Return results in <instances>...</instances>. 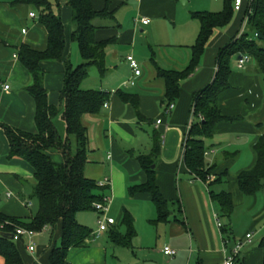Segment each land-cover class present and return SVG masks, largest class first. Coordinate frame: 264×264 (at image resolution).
<instances>
[{"label": "crops", "instance_id": "1", "mask_svg": "<svg viewBox=\"0 0 264 264\" xmlns=\"http://www.w3.org/2000/svg\"><path fill=\"white\" fill-rule=\"evenodd\" d=\"M19 1L28 0H0V213L28 220L35 213L31 200L34 171L26 161L10 156L9 141L1 124L37 133L36 103L27 92L33 85V77L19 61L16 48L28 45L44 51L48 34L39 17L30 16L35 7ZM49 1L63 21L67 38L65 60L41 65L49 103L59 106L65 61L76 67L81 57L78 45L72 41L75 27L69 0ZM91 1L95 11L107 13L93 21L98 28L96 41L107 43L106 72L101 76L97 68L93 67L96 71L91 68L83 87L107 93L109 101L100 113L83 117L89 136L84 176L97 182L108 180L107 195L113 197V204H122L123 208L115 215H111L112 209L108 214L116 220L115 226L97 238L92 236L86 248H71L68 263L224 264L236 243L246 242L247 234H252V240L258 239L259 245L264 236V188L246 195L238 179L256 166L255 146L264 135V75L254 60L243 68L238 65L239 58L232 60L229 88L219 96L223 119L205 140L206 153H209L205 155V165L206 169H213V179L204 182L192 174L184 158L189 133L197 122L194 96L214 82L221 50L247 32L245 10L250 0H243V7L235 10L228 26L214 30L199 64L181 82L180 95L171 112L166 102L167 84L159 76V70L183 72L190 66L194 57L192 47L201 30V23L193 13H220L225 9L226 0ZM143 19H149L150 23L144 25ZM249 34L250 39L256 40L254 33ZM130 56L138 62L140 76L130 66ZM119 92L135 96L137 105L124 102ZM55 124L64 138L65 123L58 117ZM157 133L161 151L159 157H153ZM49 155L54 161L63 162L59 152L52 151ZM148 156L153 161L159 191L167 203L168 221H158L159 212L150 195L133 197L129 192L131 187L147 182L139 158ZM221 177L222 181H218ZM223 191L230 193L234 206L230 231L225 235L218 228L217 220L222 228L229 221L211 196L212 192ZM29 201L34 204L31 208L26 207ZM94 215L98 222V214ZM130 220L134 234L128 239ZM77 221L88 224L84 213L77 215ZM241 223H244L242 233L238 231ZM91 230L92 234L96 233L98 224ZM61 237V225L38 233L34 252L28 250V242L24 240L18 245L24 263L51 264V252L60 246ZM257 243L246 242L240 255L243 264H264V249L256 248ZM166 246L177 254L165 256ZM0 260L5 264L2 257Z\"/></svg>", "mask_w": 264, "mask_h": 264}, {"label": "trees", "instance_id": "2", "mask_svg": "<svg viewBox=\"0 0 264 264\" xmlns=\"http://www.w3.org/2000/svg\"><path fill=\"white\" fill-rule=\"evenodd\" d=\"M17 3L33 5L39 11V22L48 34L47 48L44 51L33 49L28 45L16 48L19 61L33 77V85L27 88V92L36 103L37 133H28L1 124L9 141L10 156L21 158L33 168L35 185L31 200L37 206V211L35 210L28 220L10 218L0 213V227H2L0 257L4 259L5 264H25L18 248L23 242L15 243L1 236L2 233L12 234L18 226L41 233L61 225V244L53 248L50 262L67 264L68 251L71 248H86L93 236L90 228L77 221V215L94 212L93 205L101 202L110 189V187H100L97 181L84 176L89 136L87 128L83 125L84 116L100 113L109 101L107 93L87 90L83 87L91 68H97L101 76L106 72L104 51L107 43L96 41L98 28L93 21L100 16H107V13L95 11L91 0H69L75 27L72 41L78 45L81 63L73 67L70 61H65L61 102L59 106H53L49 103V93L44 86L45 72L41 65L47 61L65 60L67 51L65 26L61 17L54 13L49 0H28ZM234 6L235 0H226L225 9L220 13H193V17L201 23V30L196 44L192 47L194 57L190 66L183 72L159 70V76L167 84L168 106L174 104L179 97L181 82L187 79L199 64L205 45L214 30L224 28L231 23L235 12ZM245 17L247 32L221 50L214 82L194 96V116L197 122L193 124L189 133L184 158L189 171L204 182H209L213 172V169H206L205 140L211 137L214 126L223 119L218 101L221 93L229 88L232 60L240 56H249L264 75V42L257 38V33L264 35V0L248 1ZM250 32L255 34L256 40L250 39ZM119 95L124 102L137 105L135 96L122 92H119ZM58 117L66 126L64 138L61 137L55 124ZM52 151L62 155V163L53 160L49 155ZM160 151L161 141L157 133L151 156L159 157ZM255 151L256 166L242 173L238 178L240 189L246 195H252L264 188V135L256 144ZM149 156L139 158L147 174V182L131 187L129 192L133 197L137 194L150 195L159 212L158 221H168L167 203L157 186L155 169L152 167L153 161ZM222 177L218 181H222ZM213 183L210 185L212 186ZM211 196L213 202L220 207L222 216L229 221L228 225L221 228L222 234L225 235L230 231V218L234 210L231 195L223 191L219 194L212 192ZM128 224L127 237L131 239L134 234L132 221H128ZM259 247L264 249V236ZM240 255L236 257L235 264H243Z\"/></svg>", "mask_w": 264, "mask_h": 264}, {"label": "built area", "instance_id": "3", "mask_svg": "<svg viewBox=\"0 0 264 264\" xmlns=\"http://www.w3.org/2000/svg\"><path fill=\"white\" fill-rule=\"evenodd\" d=\"M251 2L254 0H250ZM243 7V0H235V10L236 11H240L241 8ZM32 18L35 17V14L32 13L30 15ZM247 20V19H246ZM150 23L149 19H143V24L144 25H148ZM128 61L130 63V66L132 67V69L135 72L136 76H140L141 75V70L139 68V64L138 62L134 59V57L130 56L128 57ZM252 59L249 56H241V59L238 60V65L240 68H243L245 66V64L251 62ZM6 89H9V86L5 87ZM105 107H108V105H106ZM175 105L174 104H170L168 107L169 112H171L172 110H174ZM161 122L158 121V124H160ZM184 152H186V149L184 150ZM209 153H206V155H208ZM213 177H209V181L212 180ZM100 187H109L110 186V182L108 180H104L101 182H98ZM11 195L9 194V197ZM113 204V197L111 195H107L103 198V200L101 202H97L93 205V209H94V213L98 214V230L96 233L93 234V236L95 238L101 236V234L107 232L109 230L110 227L115 226L116 225V220L114 218L109 217V212L111 210V205ZM33 202L29 201L26 204L27 208H31L33 207ZM217 226L219 229L222 228V224L220 223L219 220H217ZM2 227H0L1 230ZM14 239L13 241L15 243H22L24 242V240H26L28 242V250L30 252H34L36 250V245H35V237L38 235L37 232L27 229V228H23V227H15L14 232L12 233ZM252 234H247L246 236V242L247 243H251L252 242ZM246 242L241 241L236 243L235 247L230 251V253L228 254L224 264H235V259L236 257H238L241 252L242 249L244 247V245L246 244ZM225 245H228L227 241L225 240ZM163 253L165 254V256L167 257H173L177 254V252L175 250H173L170 246H166L163 250ZM69 264V263H67Z\"/></svg>", "mask_w": 264, "mask_h": 264}, {"label": "rangeland", "instance_id": "4", "mask_svg": "<svg viewBox=\"0 0 264 264\" xmlns=\"http://www.w3.org/2000/svg\"><path fill=\"white\" fill-rule=\"evenodd\" d=\"M32 10H33V13H35V15H37V17H39V11L35 8V9H33L32 8ZM92 70H95V69H93L92 68ZM96 71V70H95ZM37 206L35 205L34 207H33V211L34 210H36L37 211ZM119 208H123L122 207V204H112L111 205V215H115V213L117 212V210L119 209ZM85 214V216H86V220H87V223L88 224H85V226H87L88 228H90V229H93V228H95L96 226H97V221H96V217H95V215H94V213H92V212H87V213H84ZM115 217H117V215L115 216ZM95 226V227H94ZM238 231H240V233H242L243 231H244V223H241V225L239 226V228H238ZM96 232V231H95ZM262 236H260V238H261ZM260 238H259V240H260ZM237 239L239 240V239H241V234H240V236H238L237 237ZM257 240L258 239H256L255 237H254V240H252V241H254L255 243H257ZM259 245H258V243H257V247L256 248H259L258 247ZM0 264H2V261L0 260ZM4 264V263H3Z\"/></svg>", "mask_w": 264, "mask_h": 264}, {"label": "water", "instance_id": "5", "mask_svg": "<svg viewBox=\"0 0 264 264\" xmlns=\"http://www.w3.org/2000/svg\"><path fill=\"white\" fill-rule=\"evenodd\" d=\"M181 2L182 3H184V1L183 0H181ZM257 38L259 39V40H261V41H263L264 42V35L262 34V33H257ZM241 59V56L239 57V60ZM1 236H3V237H5V238H9L10 240H13L14 239V237H13V235L12 234H1Z\"/></svg>", "mask_w": 264, "mask_h": 264}]
</instances>
